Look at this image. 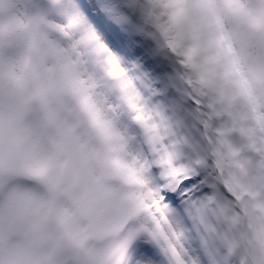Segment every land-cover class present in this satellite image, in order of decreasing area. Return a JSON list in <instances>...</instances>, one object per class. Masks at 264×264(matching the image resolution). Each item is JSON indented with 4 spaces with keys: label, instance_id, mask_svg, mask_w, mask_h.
<instances>
[{
    "label": "bare ground",
    "instance_id": "obj_1",
    "mask_svg": "<svg viewBox=\"0 0 264 264\" xmlns=\"http://www.w3.org/2000/svg\"><path fill=\"white\" fill-rule=\"evenodd\" d=\"M47 1L46 11L37 0H0V264H66L67 258L54 248L62 244L54 235L67 236L72 247L70 264H157L143 249V237L152 235L162 245L179 239L178 224L172 220L179 212L174 208L172 214L167 205L161 210V197L157 200L149 194L158 189L146 171L142 151L129 147V141L134 140L126 130L121 132V121L112 124L101 105L90 98L87 81L79 78L75 49L68 64L81 82L70 93L88 99L101 111L97 114L111 132L107 136H90L76 118L71 121L63 116L60 110L66 111L69 104L56 93L52 98L57 103L47 98L38 75L32 77L33 104L26 102L29 93L25 94L24 83L17 81L18 77L25 81V70L19 73L21 65L25 66V6L46 21H52L55 10L62 15V23L71 17L65 0H56L57 5ZM206 1L216 18L221 16L224 24L230 23L219 28L231 38L232 46L225 48L230 67L246 64L252 68L248 78H237L233 89L239 93L230 105L240 106L247 120L252 108L257 123L264 126V29L248 27L239 14L246 11L248 18L250 12L259 17L264 14V0H216L223 7L217 10L213 0ZM95 55L99 60L97 50ZM4 57L10 64L5 65ZM232 74L229 83L234 80ZM100 86L106 91L110 87ZM104 102H110L109 98ZM112 112L118 114L115 106ZM231 137L242 144L253 139L237 132ZM137 155L143 159L137 161ZM248 158L257 188L264 190V155ZM35 164L45 167L42 176L32 173ZM138 168L144 172L142 177ZM161 189L167 190L163 182ZM155 200L157 210H152ZM218 201L224 214L237 216V207L226 196ZM179 211L191 218L194 228L201 223L209 232L211 219L200 202L185 199L179 203ZM261 217L255 233L264 225V214ZM179 220L176 218V223ZM219 233L221 230L209 234L210 251L214 252ZM176 243V255L185 264L188 260L181 257L185 254L181 240ZM163 263L169 264V258Z\"/></svg>",
    "mask_w": 264,
    "mask_h": 264
},
{
    "label": "rangeland",
    "instance_id": "obj_2",
    "mask_svg": "<svg viewBox=\"0 0 264 264\" xmlns=\"http://www.w3.org/2000/svg\"><path fill=\"white\" fill-rule=\"evenodd\" d=\"M65 3L71 9V17L65 23L56 19L51 24L25 11V94L30 92L33 67L40 70L38 73L48 86L47 95L49 90L61 86L77 87L68 64L74 48L79 58V78L87 81L90 98L101 105L104 115L114 124L116 117L112 116L110 105L104 104V93L87 73L82 53L85 40L99 51L108 72L125 89L132 111L141 119L163 167L167 186L186 175L195 177L184 184L186 198L202 204L211 219L209 231L215 234L219 229L223 235L227 233L225 242L217 237L214 252H208L211 258L221 264H264V225L260 232H254L257 219L264 214V190H257L248 158L264 155V127L256 125L252 108L247 120L240 106L230 105L239 93L238 88L233 89L238 84V75L226 60L227 43L217 31L222 22L212 14V7L206 0H65ZM77 4L88 9L85 12L89 19ZM136 5L139 17L161 20L166 37L164 48L155 38L149 42L157 58H151L134 38L136 19L132 15ZM213 6L216 10L223 9L217 1ZM147 20L145 23L150 24ZM22 70L21 65L19 72ZM232 72L234 80L229 83L228 75ZM94 90L101 96L97 97ZM58 97L69 102L66 111L60 110L63 116L67 115L71 121L76 118L89 134L99 132L97 112L101 111L94 104L91 103L92 108L85 100L76 103L61 93ZM86 109L92 120L84 117ZM196 117L207 135L210 153V160L204 159L197 167L191 165L193 152H184L178 142L180 129L193 126ZM102 132L111 133L108 128ZM235 132L253 139L242 144L232 139ZM223 196L238 207V217L223 213L218 201ZM233 226L239 231V241L229 235ZM199 231L198 241L210 248V233L200 224ZM178 233L182 235L185 253L181 257L188 260L185 264H198L195 242L188 238L187 232ZM165 251L172 254L170 247Z\"/></svg>",
    "mask_w": 264,
    "mask_h": 264
}]
</instances>
